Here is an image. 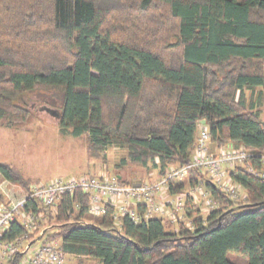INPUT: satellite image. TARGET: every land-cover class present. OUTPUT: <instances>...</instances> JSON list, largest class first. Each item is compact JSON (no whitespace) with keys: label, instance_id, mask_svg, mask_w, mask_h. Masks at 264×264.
<instances>
[{"label":"trees","instance_id":"16d2710c","mask_svg":"<svg viewBox=\"0 0 264 264\" xmlns=\"http://www.w3.org/2000/svg\"><path fill=\"white\" fill-rule=\"evenodd\" d=\"M263 104L264 0H0V126L55 107L61 131L88 135L96 155L119 145L122 164L152 162L162 173L191 159L203 119L212 144L251 152L228 170L247 198L207 182L221 205L203 215L188 200L192 226L158 216H124L118 226L112 208L89 220L88 193L62 195L58 222L37 234L59 239L67 254L102 264H264V178L247 170H264ZM0 175L30 181L7 162ZM196 180L191 173L170 191ZM11 226L5 237L24 232Z\"/></svg>","mask_w":264,"mask_h":264},{"label":"built area","instance_id":"2783aa9c","mask_svg":"<svg viewBox=\"0 0 264 264\" xmlns=\"http://www.w3.org/2000/svg\"><path fill=\"white\" fill-rule=\"evenodd\" d=\"M204 125V123H202ZM201 124V125H202ZM251 157V152L243 146L228 145L215 152L212 136L208 127L200 132L191 159L180 165L172 166L157 179L142 181L139 185L125 184L117 174L100 173L81 175L68 179L54 178L45 183L32 184L15 194V184L7 181L0 184L5 201L0 202V264H67L64 246L59 239H47L38 233L46 226H41L47 218L46 211L55 209L62 195L77 189L89 194V213L104 215L112 208L114 221L122 226L121 220L128 216L134 223L153 216L163 217L167 221L179 223L187 217L188 198L202 206L205 212L220 207L219 200L205 188L200 177L198 183L191 185L189 194L171 193V186L183 182L191 173L203 175L233 199H246L243 187L228 176V166L244 164ZM248 170L254 175L264 176V170L248 164ZM186 178V179H187ZM31 203L43 207L44 211L30 209ZM29 206V209L27 207ZM19 221L24 225V232L14 238L5 237L12 223ZM192 225L191 222H187ZM36 233L37 238H31Z\"/></svg>","mask_w":264,"mask_h":264},{"label":"rangeland","instance_id":"374dc122","mask_svg":"<svg viewBox=\"0 0 264 264\" xmlns=\"http://www.w3.org/2000/svg\"><path fill=\"white\" fill-rule=\"evenodd\" d=\"M40 107H37L32 120L19 127L0 126V163L7 162L16 166L30 180L28 186L14 183V191L10 190L11 193L15 192L18 195L32 184L45 183L54 178L68 179L81 175H98L100 173L118 175L119 173L131 183H134L133 181L138 183V181L157 179L162 174L160 168L152 162L148 167L131 161L122 164L127 150L119 145L108 146L99 155H96L89 148L88 135L74 137L71 134L63 133L58 118L49 111H41ZM120 164L123 166L118 167ZM3 179L0 175V184ZM240 200H244V198L237 199V201ZM56 212L57 207L47 210L45 215L47 218L41 226L47 227L57 223ZM201 213L206 215L208 212L204 210ZM91 215L88 216V219L94 221H99L98 217L103 216ZM184 219L193 223L192 218L188 216ZM177 226L179 223L172 225L173 228H177ZM187 226L192 225L187 224ZM66 257L68 264H102V260L99 258L78 257L70 254H66Z\"/></svg>","mask_w":264,"mask_h":264},{"label":"bare ground","instance_id":"6f19581e","mask_svg":"<svg viewBox=\"0 0 264 264\" xmlns=\"http://www.w3.org/2000/svg\"><path fill=\"white\" fill-rule=\"evenodd\" d=\"M203 122L201 121L200 122V126H199V130H198V133H197V136H196V139H195V145H194V148H195V146H196V143H197V140H198V138H199V136H200V132H201V130L203 129V127L204 126H206V127H208L207 125H206V122L204 123V125L202 124ZM202 124V125H201ZM213 145V150L215 151V152H217V151H219L220 149H222V148H224V147H227V145L225 146H221V147H219V146H215L214 144H212ZM233 146H242V145H234L233 144ZM194 148H193V150H194ZM245 148V147H244ZM192 150V151H193ZM245 164V163H244ZM244 164H237V165H244ZM178 165H180V164H178ZM237 165H235V166H228L227 168H228V170L229 169H232V168H235ZM247 170H248V167H247ZM248 172H250L249 170H248ZM251 173V172H250ZM251 174H253V173H251ZM254 175V174H253ZM257 176V175H256ZM196 177H197V180L195 181V184L196 183H198V181H199V178L198 177H200L201 178V180L203 181V185L205 186V188L206 189H208L209 191H211L207 186H206V183L207 182H209L210 180H206V177L205 176H203V175H199V176H197L196 175ZM259 177H263L264 178V176H262V175H259ZM187 175L184 177V181H188L189 180V178H190V175H189V177L187 178ZM230 178V177H229ZM232 180V179H231ZM183 181V182H184ZM232 181H234V180H232ZM142 181H140L139 182V184L141 183ZM211 182V181H210ZM235 182V181H234ZM237 183V182H236ZM125 184H134V183H125ZM135 185V184H134ZM214 186H215V184H214ZM191 187V185H189L185 190H183V193L185 194V193H188V189ZM216 187H218V186H216ZM219 188V187H218ZM225 193V192H224ZM185 195H188V196H190L189 194H185ZM229 196V195H228ZM230 197V196H229ZM231 198V197H230ZM192 198H191V196L188 198V200H190V201H192L191 200ZM231 199H233V198H231ZM233 200H237V199H233ZM168 223L170 224V225H173V224H175L174 222H170V221H168ZM37 234L36 233H34V234H32L31 235V238H37ZM66 252V251H65ZM67 254V253H66ZM68 264V263H67Z\"/></svg>","mask_w":264,"mask_h":264},{"label":"crops","instance_id":"0c3cea01","mask_svg":"<svg viewBox=\"0 0 264 264\" xmlns=\"http://www.w3.org/2000/svg\"><path fill=\"white\" fill-rule=\"evenodd\" d=\"M262 88H258L257 90H256V93L255 94H257L258 92H260V90H261ZM250 94H251V92L249 91V94H247L248 96H250ZM263 110H264V104H263V106H262V109H261V117H262V119H263ZM264 120V119H263ZM120 176V175H119ZM121 177V176H120ZM6 182H7V180H5V179H3V182L1 183V184H3V185H6ZM134 183L135 182H137V181H133ZM139 182V181H138ZM10 188H11V186H7L6 185V189L7 190H10ZM194 204H196L197 206H200V205H198L197 203H194ZM200 210L201 211H204L203 210V208H201L200 207Z\"/></svg>","mask_w":264,"mask_h":264},{"label":"water","instance_id":"95a60500","mask_svg":"<svg viewBox=\"0 0 264 264\" xmlns=\"http://www.w3.org/2000/svg\"><path fill=\"white\" fill-rule=\"evenodd\" d=\"M49 112H51L52 114H54L55 116L59 117L60 116V112L58 109H54V108H46ZM203 123L206 122L205 119L202 120ZM135 185H139V182L138 183H135Z\"/></svg>","mask_w":264,"mask_h":264}]
</instances>
